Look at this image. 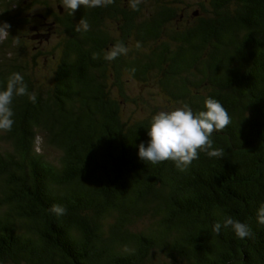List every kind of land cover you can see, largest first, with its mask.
<instances>
[{
    "label": "trees",
    "instance_id": "1",
    "mask_svg": "<svg viewBox=\"0 0 264 264\" xmlns=\"http://www.w3.org/2000/svg\"><path fill=\"white\" fill-rule=\"evenodd\" d=\"M60 2L0 0V86L20 72L37 96L0 132V264H264V0ZM208 97L231 116L221 157L139 158L155 113ZM228 216L251 236L215 232Z\"/></svg>",
    "mask_w": 264,
    "mask_h": 264
},
{
    "label": "clouds",
    "instance_id": "2",
    "mask_svg": "<svg viewBox=\"0 0 264 264\" xmlns=\"http://www.w3.org/2000/svg\"><path fill=\"white\" fill-rule=\"evenodd\" d=\"M113 0H61L63 9L69 10V15H74L75 10L84 8L104 7ZM142 0H130L133 10L138 9ZM11 27L7 22L0 24V32L8 31ZM90 25L81 19L76 30L87 32ZM128 48L123 43L116 44L105 52L104 59L114 61L121 55H126ZM95 58V54H94ZM28 96L35 104L37 96L29 92L28 84L20 72L11 73L4 85L0 86V132H10L15 123L12 108L14 97ZM231 124V116L222 103L208 97L204 101V109L194 113L189 106L178 107L167 111L155 113L147 128L149 140L147 144L140 143L138 156L147 163L158 164L171 160L180 171H186L193 160L199 158V153L204 152L209 157H221L223 150L214 147L212 134L221 131ZM52 212L57 216L64 215L66 209L61 205H53ZM257 222L264 225V205L257 209ZM231 227L236 237L245 239L251 236L247 224L232 218L225 217L223 223L216 222L213 230L217 233L221 228Z\"/></svg>",
    "mask_w": 264,
    "mask_h": 264
},
{
    "label": "rangeland",
    "instance_id": "3",
    "mask_svg": "<svg viewBox=\"0 0 264 264\" xmlns=\"http://www.w3.org/2000/svg\"><path fill=\"white\" fill-rule=\"evenodd\" d=\"M49 1H51V0H49ZM35 22L37 23L38 21H37V20H33V23H35ZM40 31H42V30H40ZM44 38H45V37L42 38L43 41L45 40ZM37 44H38V43L35 42L33 45H37Z\"/></svg>",
    "mask_w": 264,
    "mask_h": 264
},
{
    "label": "water",
    "instance_id": "4",
    "mask_svg": "<svg viewBox=\"0 0 264 264\" xmlns=\"http://www.w3.org/2000/svg\"><path fill=\"white\" fill-rule=\"evenodd\" d=\"M58 8H59V11H61V7H60V5H58Z\"/></svg>",
    "mask_w": 264,
    "mask_h": 264
}]
</instances>
